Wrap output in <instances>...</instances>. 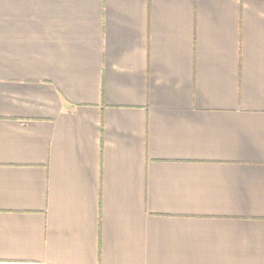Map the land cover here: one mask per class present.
Instances as JSON below:
<instances>
[{
  "label": "crops",
  "instance_id": "obj_1",
  "mask_svg": "<svg viewBox=\"0 0 264 264\" xmlns=\"http://www.w3.org/2000/svg\"><path fill=\"white\" fill-rule=\"evenodd\" d=\"M0 264H264V0H0Z\"/></svg>",
  "mask_w": 264,
  "mask_h": 264
}]
</instances>
